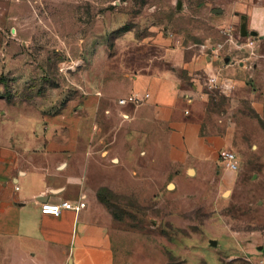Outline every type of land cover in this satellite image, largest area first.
<instances>
[{
  "label": "rangeland",
  "instance_id": "374dc122",
  "mask_svg": "<svg viewBox=\"0 0 264 264\" xmlns=\"http://www.w3.org/2000/svg\"><path fill=\"white\" fill-rule=\"evenodd\" d=\"M241 1L0 0L2 112L77 109L89 81L94 87L105 75L122 86L139 62L182 79L188 64L213 62L216 71L202 79L209 123L231 129L227 150L239 170L219 165L189 174L168 161L163 137L152 135L138 151V168L99 184L97 201L114 220L122 264H264V44L240 37ZM232 62L241 70L236 86L212 89L210 77L220 69L227 78ZM106 117L109 131L116 116ZM125 125L123 145L132 132Z\"/></svg>",
  "mask_w": 264,
  "mask_h": 264
},
{
  "label": "crops",
  "instance_id": "0c3cea01",
  "mask_svg": "<svg viewBox=\"0 0 264 264\" xmlns=\"http://www.w3.org/2000/svg\"><path fill=\"white\" fill-rule=\"evenodd\" d=\"M237 11L264 44V0H242ZM186 69L182 79L148 60L133 66L122 86L117 81L110 86L105 75L94 87L89 81L77 109L22 105V110H0V264H122L114 220L97 193L100 185L122 180L124 170L140 166L138 151L147 149L154 134L163 137L166 158L180 170L220 165L228 173L221 155L232 132L228 126L218 131L210 125L202 81L216 69L203 59ZM222 72L221 80L236 86L241 73L236 64L226 67L227 78ZM135 94L150 98L139 106L118 104ZM114 113V128L107 131L106 116ZM122 118L126 122L118 126ZM124 124L132 132L123 145ZM63 202L75 209L63 210L58 218L42 214V204ZM81 202L86 206L80 209Z\"/></svg>",
  "mask_w": 264,
  "mask_h": 264
},
{
  "label": "built area",
  "instance_id": "2783aa9c",
  "mask_svg": "<svg viewBox=\"0 0 264 264\" xmlns=\"http://www.w3.org/2000/svg\"><path fill=\"white\" fill-rule=\"evenodd\" d=\"M209 85L213 89H220L222 91H228L234 88V83L229 81H222L218 74L213 75L209 79ZM150 95L146 94L143 96L132 95L128 98H123L118 101L120 106H127L134 104L136 106L144 104ZM222 161L226 166V169L230 173H236L239 170V160L235 153L232 151L226 150L222 152ZM86 206L85 202H81L78 208H84ZM75 206L69 202H63L60 205H53L49 203H44L41 205V212L44 215H51L54 217H60L63 210H74Z\"/></svg>",
  "mask_w": 264,
  "mask_h": 264
},
{
  "label": "water",
  "instance_id": "95a60500",
  "mask_svg": "<svg viewBox=\"0 0 264 264\" xmlns=\"http://www.w3.org/2000/svg\"><path fill=\"white\" fill-rule=\"evenodd\" d=\"M178 9H180V4H178ZM240 21H241L240 30H239L240 37H242V38H247L249 36L253 37V38L257 37V34L255 32L248 30V24H247V17L246 16H244V15L240 16ZM226 62H228V60H226ZM193 172H194L193 170H190L189 174H193ZM171 186H170V188L172 189L173 187H171ZM210 245L212 247H216L217 242L216 241H210Z\"/></svg>",
  "mask_w": 264,
  "mask_h": 264
},
{
  "label": "bare ground",
  "instance_id": "6f19581e",
  "mask_svg": "<svg viewBox=\"0 0 264 264\" xmlns=\"http://www.w3.org/2000/svg\"><path fill=\"white\" fill-rule=\"evenodd\" d=\"M172 187V186H171Z\"/></svg>",
  "mask_w": 264,
  "mask_h": 264
}]
</instances>
